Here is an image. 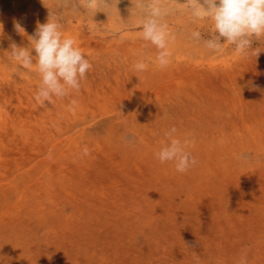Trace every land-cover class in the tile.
Returning <instances> with one entry per match:
<instances>
[{"label":"rangeland","instance_id":"1","mask_svg":"<svg viewBox=\"0 0 264 264\" xmlns=\"http://www.w3.org/2000/svg\"><path fill=\"white\" fill-rule=\"evenodd\" d=\"M116 7L95 14L94 32L80 0H0V264H239L245 251L264 264V37L257 57L226 41L212 53L211 21L178 11L161 69L135 0ZM49 10L92 68L79 92L42 108L35 63L17 67L6 52L31 50ZM173 126L194 140L198 164L185 173L155 155Z\"/></svg>","mask_w":264,"mask_h":264},{"label":"clouds","instance_id":"2","mask_svg":"<svg viewBox=\"0 0 264 264\" xmlns=\"http://www.w3.org/2000/svg\"><path fill=\"white\" fill-rule=\"evenodd\" d=\"M68 2L69 0H63V6L66 7ZM119 2L120 0H80V5L92 13L89 30L103 31L102 24L94 22L93 17L97 12L107 15L106 10L113 7L117 11L116 5ZM135 10L140 16L138 27L142 39L157 49L155 59L161 69L167 68L171 63L170 44L176 39L166 18L178 11L188 14L190 23L211 21L209 38L203 39L199 30L190 32L192 40L203 39L204 48L209 52H222L225 41L234 46L242 57L247 56L250 51L257 57L261 52L259 48L253 47V43L264 37V0H184L183 3L178 0H135ZM61 19V13L49 10L47 22L38 23L34 34L29 36L34 45L31 50L12 43L6 52L8 59L15 61L17 67L29 69L35 63L41 78L35 99L42 108H46V102L51 103L53 97L63 99L72 92H79L81 81L92 68L76 40L63 35ZM121 24L122 27L127 26L122 20ZM13 27L17 33H25L19 20L13 22ZM3 29V22H0V34H3ZM33 50L35 56L32 55ZM147 69L148 63L144 60H139L134 65L137 72L142 73ZM77 103L76 99H72L70 110ZM176 134L175 126L169 128L164 133L169 142L155 155L161 163L173 162L176 171L185 173L198 164V160L188 151L194 140L188 136L182 140ZM89 154V149L84 147L81 157ZM239 264H247L246 251L241 254Z\"/></svg>","mask_w":264,"mask_h":264}]
</instances>
